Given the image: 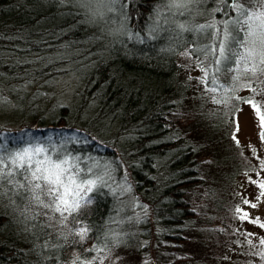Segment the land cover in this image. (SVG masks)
<instances>
[{
	"label": "trees",
	"instance_id": "16d2710c",
	"mask_svg": "<svg viewBox=\"0 0 264 264\" xmlns=\"http://www.w3.org/2000/svg\"><path fill=\"white\" fill-rule=\"evenodd\" d=\"M99 1L0 0V155L42 147L103 180L78 222L61 223L12 166L0 264H255L264 250L247 223L259 220L242 217L264 191V153L237 140L236 116L264 115V75L216 72L212 52L215 32L245 34L239 9ZM239 4L264 12V0Z\"/></svg>",
	"mask_w": 264,
	"mask_h": 264
},
{
	"label": "snow or ice",
	"instance_id": "6c2138e0",
	"mask_svg": "<svg viewBox=\"0 0 264 264\" xmlns=\"http://www.w3.org/2000/svg\"><path fill=\"white\" fill-rule=\"evenodd\" d=\"M232 8L233 10L239 9V16L231 22L245 25L247 30L244 35H233L225 28L223 36L218 40L216 47L212 49L215 56L213 64L217 66L216 72H219L220 66L224 65L225 71L237 73L233 77L235 80L240 78L241 71L245 74L250 72L253 76L264 75V12H250L239 4V0H233ZM237 46L243 51H233ZM241 65H243L242 69ZM205 75L207 76V73ZM214 80L215 77H213ZM210 90L215 91V88ZM253 108L257 110L262 128L260 136L264 140V115L259 114L255 104H253ZM45 151L42 147L29 146L9 152L7 158L0 155V187H3V183L15 174L12 170V166H14L16 170H20V174L31 185L27 191L31 193L32 200L51 209L54 213H59L62 218L61 223L66 222L69 216L73 218L74 222H78L82 211L92 203L93 197L89 194L102 186V177L93 174L95 178H92L88 175L92 172L91 168L80 169L77 163L62 155H58L57 159L53 160L50 156L43 155ZM37 156H43V158L35 159ZM19 187L24 188L25 185L19 184ZM260 187L264 188V184H261ZM41 195L49 197L51 202L45 203L41 200ZM246 217L247 213L242 218ZM88 231L87 227L81 226L75 234L79 235L80 240L83 241L87 238ZM73 264H76V261Z\"/></svg>",
	"mask_w": 264,
	"mask_h": 264
},
{
	"label": "rangeland",
	"instance_id": "374dc122",
	"mask_svg": "<svg viewBox=\"0 0 264 264\" xmlns=\"http://www.w3.org/2000/svg\"><path fill=\"white\" fill-rule=\"evenodd\" d=\"M90 3H92V0H89ZM103 0H100L98 3L99 9L105 7L104 3H102ZM174 1V0H173ZM182 4H186V2H189V0H175V2H182ZM102 3V4H101ZM225 30V29H224ZM223 30V31H224ZM245 32H246V26H245ZM223 36V32L218 35L217 32L214 33V39H213V46L217 45L218 40ZM217 42V43H216ZM243 51V49H242ZM190 60V58H187V62ZM242 93L246 92L245 88H242ZM236 122H237V133L236 137L237 140L243 143L247 147H255L258 148L262 153H264V142L261 140L260 132H261V126H260V120L257 115V110L254 109L252 106H244L240 113L236 116ZM255 192H252V205H255V207H248L246 209V206L244 207L245 213H247L248 217H253L259 220L257 223H247V225L252 230L253 234L251 236V243L252 244H258V246L264 250V195L256 194ZM264 193V191L262 192ZM244 213V214H245ZM245 224L246 227V220L244 221L243 225ZM255 264H264V258L260 256L256 261Z\"/></svg>",
	"mask_w": 264,
	"mask_h": 264
}]
</instances>
